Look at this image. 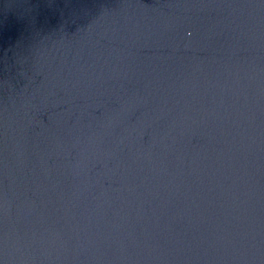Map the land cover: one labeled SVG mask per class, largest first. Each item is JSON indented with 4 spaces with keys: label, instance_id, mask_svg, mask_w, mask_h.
I'll use <instances>...</instances> for the list:
<instances>
[{
    "label": "water",
    "instance_id": "95a60500",
    "mask_svg": "<svg viewBox=\"0 0 264 264\" xmlns=\"http://www.w3.org/2000/svg\"><path fill=\"white\" fill-rule=\"evenodd\" d=\"M0 264H264V0H0Z\"/></svg>",
    "mask_w": 264,
    "mask_h": 264
}]
</instances>
